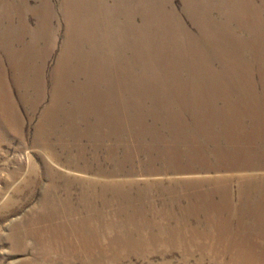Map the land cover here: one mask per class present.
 <instances>
[{
    "label": "rangeland",
    "instance_id": "rangeland-1",
    "mask_svg": "<svg viewBox=\"0 0 264 264\" xmlns=\"http://www.w3.org/2000/svg\"><path fill=\"white\" fill-rule=\"evenodd\" d=\"M8 99L0 264H186V244H114L125 223L86 255L41 218L69 195L140 219L222 185L234 204L240 177L264 191V0H0L3 116Z\"/></svg>",
    "mask_w": 264,
    "mask_h": 264
},
{
    "label": "bare ground",
    "instance_id": "bare-ground-1",
    "mask_svg": "<svg viewBox=\"0 0 264 264\" xmlns=\"http://www.w3.org/2000/svg\"><path fill=\"white\" fill-rule=\"evenodd\" d=\"M3 17L4 13L2 19ZM7 102L11 108H8L3 116L1 112L5 107L1 101L0 121L8 123L14 121L17 116L15 115L14 104L10 99ZM56 102L58 104V100ZM61 144L64 145V142ZM219 165L224 172L242 171V168H246L239 163L226 160L221 161ZM254 166H259V164ZM251 171L254 173L256 169ZM243 176L248 175L243 174ZM249 177L251 178V176L240 177L237 188L238 196L234 204L230 201L228 188L222 185L208 190L206 197L198 191L194 192L193 197L196 196L197 198L195 199L196 202L190 205L193 211L189 213H186L185 208H182L183 206L180 204H177L180 206L178 209L182 208V211L179 212L157 211L155 206L157 204L153 198L151 205L155 209L142 210L140 219L137 218L138 214L119 213L117 210L111 211L110 208L108 211H96L91 208L97 205L95 199L81 197L76 200L79 205H75L76 201L71 202L72 198L69 195L68 199L64 201V206L59 202L51 213L41 218L42 221L47 222L49 232L45 234L46 231H44L39 234V237L43 238L46 235L53 243L60 245L66 242L79 243L85 254L91 256L94 247L99 246L104 237H109L115 227L120 228L122 223H125L128 226V231H120L116 237L117 240L113 241L114 244L123 245L127 243V245H132V249L135 248L139 251L144 248L147 240L154 242L168 240L173 246L186 244L185 251L192 249L191 254L184 252L187 254L184 259L186 264H189L193 251L201 253V257L195 260V264H202L204 258L209 259L211 264H264V229L253 228L257 227L260 220L263 221L264 219V209L258 210L264 208V191L261 190L257 193L258 186L253 188L252 184L246 183L248 180L244 179H250ZM255 195L258 197L254 198ZM250 199H254V201L251 202ZM50 204L51 201L47 200L43 209L49 208ZM107 204L103 202L102 206L105 208ZM61 206L63 207L61 208ZM111 206L112 203H110ZM128 215H131L132 218ZM171 225L173 226L171 227ZM203 227L210 228V231L204 230ZM143 228L162 230L163 234L158 235V237L146 236ZM67 229L71 237L67 234ZM169 229L170 231H166ZM114 232L118 234V231ZM133 233L136 240L130 242ZM165 236H167L165 239H161Z\"/></svg>",
    "mask_w": 264,
    "mask_h": 264
}]
</instances>
